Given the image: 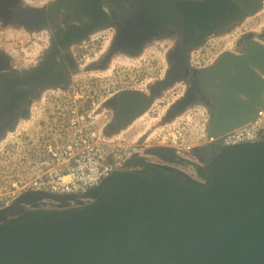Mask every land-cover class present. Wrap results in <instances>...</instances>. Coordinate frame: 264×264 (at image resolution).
<instances>
[{
    "label": "water",
    "instance_id": "95a60500",
    "mask_svg": "<svg viewBox=\"0 0 264 264\" xmlns=\"http://www.w3.org/2000/svg\"><path fill=\"white\" fill-rule=\"evenodd\" d=\"M162 5L159 0H51L34 6L0 0V25L47 35L30 67L32 62L13 65L12 48L0 52V143L31 119L47 92L68 90L88 68L102 70L93 61L82 68L74 55L94 34H115L98 61L110 65L114 55L132 50L140 56L149 38L141 37L139 28L147 29L150 9L166 23L171 13ZM179 79L166 71L146 91L125 89L103 101L100 111L112 114L105 136L122 137ZM192 85L189 95L202 91L211 100L209 106L199 104L208 116L209 137L254 122L264 110V45L251 41L239 55L225 52L194 74ZM183 108L181 102L172 104L159 124H175ZM183 152L146 148L145 156L162 163L132 156L126 170L87 193L88 203L77 195L21 194L0 208V264H264V133L253 143L218 141ZM174 164L191 166L200 180Z\"/></svg>",
    "mask_w": 264,
    "mask_h": 264
},
{
    "label": "built area",
    "instance_id": "2783aa9c",
    "mask_svg": "<svg viewBox=\"0 0 264 264\" xmlns=\"http://www.w3.org/2000/svg\"><path fill=\"white\" fill-rule=\"evenodd\" d=\"M26 1L34 6H43L51 0ZM98 88L100 86L96 82L80 84L72 92L67 91L71 93L65 91L63 96H57L55 122L46 132L40 160L24 174L13 177L7 187H1L0 206L10 204L29 191L77 195L85 200L87 193L99 187L105 178L127 169L126 162L135 155L136 148L131 147L132 150L129 151L130 146L124 142L123 145L118 143L121 137L109 139L105 136L112 114L100 111L104 100L98 94ZM48 100L45 97L44 101ZM189 123L185 121L179 124L187 126ZM263 133L264 110L258 113L254 122L244 127L217 138L209 137L205 130L197 134L195 140L199 146L218 141L232 146L257 142L262 139ZM188 139L186 127L181 130L176 128L168 137V140L177 145L174 148L191 151L193 145L188 144Z\"/></svg>",
    "mask_w": 264,
    "mask_h": 264
},
{
    "label": "rangeland",
    "instance_id": "374dc122",
    "mask_svg": "<svg viewBox=\"0 0 264 264\" xmlns=\"http://www.w3.org/2000/svg\"><path fill=\"white\" fill-rule=\"evenodd\" d=\"M20 29L21 28H19V30ZM107 36L108 38L106 39L99 36L94 42H88L82 46L76 47V49L74 48L76 51V60L82 68L90 64V62L100 54H102V57L110 49L115 34H112V36L111 34H107ZM110 40H112L110 46L104 52ZM46 45L47 35L45 33L29 34L28 32L19 33V31L17 33L15 29L11 27L0 25V46H3L5 51L6 47L12 48L11 50L9 49L11 55H14L12 52L16 51L17 53L15 52V55L17 60L15 61L22 62L23 65L30 62V59L40 55ZM222 45L227 47L226 40ZM220 50H222V48H216L214 53L216 54ZM121 53L123 55L118 53L113 56L114 59L112 58L111 61L115 60V62L111 69L108 67L106 70L94 71L88 68L83 73L76 75L73 88H77L80 84L85 85L96 82L100 86V88H98L99 90L97 89L100 91L98 94H100L103 98L102 100L105 101L121 90L149 88L151 83L163 78L167 71L166 48L164 50V48L160 46L153 45L145 48L144 52L135 58L127 57V53ZM215 54L210 57H214ZM27 55L29 56L27 57ZM73 88L69 90L72 92ZM86 91L88 92L87 89ZM176 94H178V91L174 93L171 92L167 94L162 102L158 101V105L154 106V109L145 114L143 118L138 120V122L130 128V130L123 134L118 143L123 145L124 142L125 145L130 146L129 151H131V147L137 148V145L140 143V137L148 131L149 134H151L150 138L155 137L158 139L150 140V144L155 143L161 146L174 147L177 145H174L172 141L168 140V137L176 128L181 130L183 127H186L189 134L188 144L193 145V149L199 146L195 137L197 134L206 130V124H203V122L207 114L203 108L197 107L188 110L189 112L186 116L182 115L179 118V122L176 124H159L160 117H162L161 115L164 114L167 105ZM57 96H63V92L56 93V95L53 96L52 94L45 95L49 100L47 102H42L38 108H34L31 119L21 123L15 134L10 135L7 140L0 143V190L1 187H7L9 181L13 177L24 174V172L40 160L42 143L46 132L55 122V101L59 98ZM188 118L190 119L188 120ZM185 121L190 122L187 125L188 127L185 124H179ZM178 150L182 152L185 151L181 149ZM182 154H184V152ZM185 157H189L193 161L195 159L190 153H186ZM197 161L199 162V160ZM185 171L194 178H197L195 169L191 166H187ZM3 207H5V205L0 206V208Z\"/></svg>",
    "mask_w": 264,
    "mask_h": 264
},
{
    "label": "flooded vegetation",
    "instance_id": "af4514ba",
    "mask_svg": "<svg viewBox=\"0 0 264 264\" xmlns=\"http://www.w3.org/2000/svg\"><path fill=\"white\" fill-rule=\"evenodd\" d=\"M159 5H162L164 11L171 13L168 16L167 22L164 23L160 19L156 10L150 9L153 17L147 21V25H145L147 29L142 30L139 28V31H142L141 37H144L146 34L147 38H149L145 48L153 45L160 46L164 50L166 48L167 71L180 74V79L174 83L175 86L170 91H167L158 101L162 102L167 94L178 91V94L172 98L167 107L181 102L184 108L180 111V114L186 116L189 109L203 108L201 105L209 106L211 104L209 95L207 96L202 91L199 92L201 94H188L189 90H193L192 77L194 74L216 64L222 54L227 51L239 55L243 47L251 41L264 45V0H159ZM135 10L140 12V9ZM126 26L127 24H124V27ZM107 34H111L112 36L114 32L110 30L101 32L99 36L106 39L108 38ZM225 40L227 47L222 45ZM219 47L222 50L215 54L216 48ZM15 52L13 51L14 55ZM135 54L134 50H132L127 57H138ZM213 54H215L214 57H210ZM14 55H12L13 65L23 67L22 62L15 61L17 57ZM74 55L76 58L75 50ZM37 58H32L30 61L32 64H29V67L39 60ZM97 58L93 60V63H95L93 65L96 69L103 70L109 65V60L107 62L106 60L98 61ZM73 83L69 89L73 87ZM137 90L146 91V89ZM49 94H56V92L46 93V95ZM157 102L151 110L154 109V106L158 105ZM175 120V123L179 122V117ZM207 121L208 116L206 115L203 124H207ZM150 135L148 131L142 134L139 140L140 143L134 149L136 152L134 151L135 155L133 156L145 158L149 163L161 164L162 162L158 158L147 157L143 153L146 148L157 145L149 143L150 140H158L155 137L150 138ZM181 155L185 156L186 154L181 153ZM193 158H195L194 161L198 165H201L196 157ZM172 166L183 171L187 167L186 165L179 164ZM196 177V179L200 180L197 174ZM90 201L91 199L87 197L84 203Z\"/></svg>",
    "mask_w": 264,
    "mask_h": 264
},
{
    "label": "bare ground",
    "instance_id": "6f19581e",
    "mask_svg": "<svg viewBox=\"0 0 264 264\" xmlns=\"http://www.w3.org/2000/svg\"><path fill=\"white\" fill-rule=\"evenodd\" d=\"M260 8H261V7H260ZM100 33H101V32H100ZM100 33H96V34H94L93 37H92V39H91V41H93L97 36H99ZM182 37H183V36H182ZM111 41H112V40H110V42H108V45H107L106 49L104 50V52H105V51L107 50V48L110 46ZM7 50H8V47H6V51H7ZM2 51H5V50L3 49V46H0V52H2ZM125 54H126V53H125ZM122 55H123V54H122ZM126 55H128V54H126ZM113 59H114V58H113ZM114 62H115V60H113V61L110 63V65H109V68H110V69L114 66ZM185 63H186V62H185ZM177 99H178V98H177ZM198 102H199V101H198ZM168 107H169V106H168ZM168 107H167V109H168ZM167 109H166V110H167ZM193 109H194V108H193ZM189 110H190V109H189ZM165 112H166V111H165ZM165 112H164V113H165ZM186 112H187V111H186ZM180 115H181V114H180ZM161 116L163 117L164 114L161 115ZM181 116H182V115H181ZM181 116H180V117H181ZM143 117H144V116H143ZM143 117H142V118H143ZM162 117H160V118H162ZM180 117H179V118H180ZM158 120H159V119H158ZM175 121H176V120H175Z\"/></svg>",
    "mask_w": 264,
    "mask_h": 264
}]
</instances>
